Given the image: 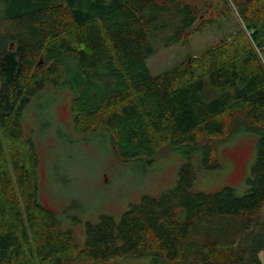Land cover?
I'll list each match as a JSON object with an SVG mask.
<instances>
[{
    "label": "trees",
    "instance_id": "obj_1",
    "mask_svg": "<svg viewBox=\"0 0 264 264\" xmlns=\"http://www.w3.org/2000/svg\"><path fill=\"white\" fill-rule=\"evenodd\" d=\"M233 2L250 41L238 32L152 74L150 56L217 15L183 0H0V24L13 27V46L0 36V264H264L253 215L264 203V0ZM48 84L71 90L73 129L107 133L117 159L150 162L161 144L183 158L170 188L86 222L81 247L40 201V159L21 125ZM242 132L257 137L244 192L194 189L193 160L219 168L216 144Z\"/></svg>",
    "mask_w": 264,
    "mask_h": 264
},
{
    "label": "rangeland",
    "instance_id": "obj_2",
    "mask_svg": "<svg viewBox=\"0 0 264 264\" xmlns=\"http://www.w3.org/2000/svg\"><path fill=\"white\" fill-rule=\"evenodd\" d=\"M183 1L195 5L202 17L217 15L216 22L202 32L191 29L182 42L159 48L146 60L152 74L176 66L220 40L230 41L238 32H244L251 40L233 0ZM226 11L227 14H221ZM12 31L11 24H0L4 45L9 44ZM71 96V90L65 86L46 85L23 107L21 125L39 155L40 201L57 214L63 229L73 231L81 247L86 222H96L102 214L117 220L142 195H156L170 188L183 158L168 144H161L150 162L117 159L107 133H79L73 129ZM256 139L255 134L242 132L218 142L216 159L219 168L214 170L202 169L195 158L194 189L214 192L223 186H231L236 193H243L254 162ZM253 215L258 221L264 220V203ZM261 254L264 262V254ZM106 264H149V256H130Z\"/></svg>",
    "mask_w": 264,
    "mask_h": 264
}]
</instances>
